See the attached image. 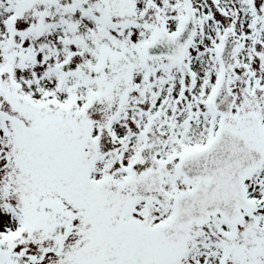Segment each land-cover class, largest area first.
Segmentation results:
<instances>
[{"label":"snow or ice","instance_id":"6c2138e0","mask_svg":"<svg viewBox=\"0 0 264 264\" xmlns=\"http://www.w3.org/2000/svg\"><path fill=\"white\" fill-rule=\"evenodd\" d=\"M0 264H264V0H0Z\"/></svg>","mask_w":264,"mask_h":264}]
</instances>
